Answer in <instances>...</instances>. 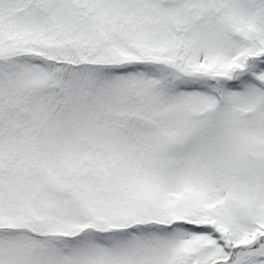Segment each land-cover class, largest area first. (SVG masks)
I'll list each match as a JSON object with an SVG mask.
<instances>
[{
  "label": "snow or ice",
  "instance_id": "snow-or-ice-1",
  "mask_svg": "<svg viewBox=\"0 0 264 264\" xmlns=\"http://www.w3.org/2000/svg\"><path fill=\"white\" fill-rule=\"evenodd\" d=\"M0 264H264V0H0Z\"/></svg>",
  "mask_w": 264,
  "mask_h": 264
}]
</instances>
